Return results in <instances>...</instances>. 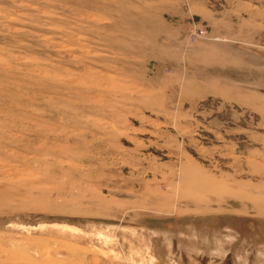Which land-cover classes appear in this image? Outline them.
<instances>
[{"label":"rangeland","instance_id":"1","mask_svg":"<svg viewBox=\"0 0 264 264\" xmlns=\"http://www.w3.org/2000/svg\"><path fill=\"white\" fill-rule=\"evenodd\" d=\"M0 264H264V0H0Z\"/></svg>","mask_w":264,"mask_h":264},{"label":"bare ground","instance_id":"2","mask_svg":"<svg viewBox=\"0 0 264 264\" xmlns=\"http://www.w3.org/2000/svg\"><path fill=\"white\" fill-rule=\"evenodd\" d=\"M65 226H66V225H65ZM67 226H69L70 228H75V226L70 225V224H68Z\"/></svg>","mask_w":264,"mask_h":264}]
</instances>
